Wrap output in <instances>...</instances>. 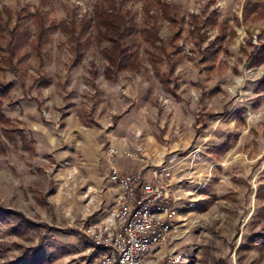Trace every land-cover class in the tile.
Returning <instances> with one entry per match:
<instances>
[{
  "label": "rangeland",
  "instance_id": "obj_1",
  "mask_svg": "<svg viewBox=\"0 0 264 264\" xmlns=\"http://www.w3.org/2000/svg\"><path fill=\"white\" fill-rule=\"evenodd\" d=\"M153 1L167 14L123 5L137 31H125L119 66L103 55L115 47L98 34L95 0H0L6 30L27 38L18 64L0 63L12 82L0 109V264H98L81 229L109 219L108 173L120 160L136 164L122 173L137 170L131 148L192 180L150 264H264V9L245 10L264 0ZM40 23L54 27L43 35ZM152 27L154 45L139 33ZM110 145L128 149L108 158Z\"/></svg>",
  "mask_w": 264,
  "mask_h": 264
},
{
  "label": "built area",
  "instance_id": "obj_2",
  "mask_svg": "<svg viewBox=\"0 0 264 264\" xmlns=\"http://www.w3.org/2000/svg\"><path fill=\"white\" fill-rule=\"evenodd\" d=\"M139 150L123 155L138 161L140 168L122 173L113 165L108 173L109 182L120 189L109 219L81 229L91 247L99 251L98 264H150L155 250L175 229L182 185L192 180L177 176L175 164L147 162ZM117 153L111 145L105 151L108 158ZM170 262L168 258L163 264Z\"/></svg>",
  "mask_w": 264,
  "mask_h": 264
},
{
  "label": "trees",
  "instance_id": "obj_3",
  "mask_svg": "<svg viewBox=\"0 0 264 264\" xmlns=\"http://www.w3.org/2000/svg\"><path fill=\"white\" fill-rule=\"evenodd\" d=\"M129 1L130 0H121V1H117V0H95V3H94V16H93V18H94L96 26L98 28L97 30L99 31L98 34H100L101 37L112 41L113 47H115V50H113V51H109L107 49H104L103 55L111 64L112 63L115 64L116 60L120 61L119 57H120V59L122 58L123 61H125L126 58L129 57V55L125 54L126 49L124 47H122L120 42L125 35V31L127 33H135L137 31L136 28L134 27L135 25L133 24V20H134L133 16L129 12H127L126 10H124L122 8L123 5H126L127 2H129ZM149 1L152 2L153 4H155L156 6H161L164 13L166 12V14H167V12H168L167 10H168L169 6L162 4L160 2H155L153 0H149ZM118 3L120 5H118ZM263 9H264V2H262V3H248V4H246V7H245V10H247V12H249V13L256 12L257 10L262 11ZM147 11H148V9H147ZM248 14H246V15H248ZM39 27L42 28L40 30L43 33V35H45L47 33V30L53 28L54 26L49 25L46 27V26H43V23H40ZM6 29H7L6 28V22H3L1 19V16H0V38H2V36H4V34L9 35V37H10V40L4 46L3 45L0 46V50L3 53H5L4 56H2L3 58H2L0 63H1V65H4L5 68L8 67L11 69L13 67V62H14L13 59L16 58L17 46L22 47L27 38L25 37V39L23 38L24 40H22L23 32H25L24 27H22V29H21L22 32H20V33L16 32V31H11V30L7 31ZM82 30L83 29H81V32H82ZM157 30H158L157 27L141 29L139 31V33L141 35V39L143 38V40L147 41L150 45H154L155 40L158 38ZM19 37H21V38L19 39ZM40 37H42V35H40ZM20 41H21V44H18V43H20ZM173 41H175V39L171 40L170 43H174ZM119 45H121V47ZM171 45H173V44H171ZM174 47H176V46H174ZM81 48L82 47H80V43L76 42L73 50H74L75 56L77 58H79L81 56V52H80ZM213 49H214V47L212 44L208 45L207 49L205 51L201 52V59H203V61L204 60L209 61L210 59H212L214 57V54H213L214 50ZM163 52H165V51H163ZM254 56L256 59L263 57L264 56V46ZM22 57L23 56L17 57L15 64H18L20 62V60H22ZM261 59L264 60V57ZM123 61H122V63H121V61L119 62V66L121 64H123ZM260 85L262 87L261 89H264V79L261 81ZM11 86H12V82H8V83L0 82V109L2 106V98L9 92ZM2 116H3V114L0 113V118H2Z\"/></svg>",
  "mask_w": 264,
  "mask_h": 264
},
{
  "label": "crops",
  "instance_id": "obj_4",
  "mask_svg": "<svg viewBox=\"0 0 264 264\" xmlns=\"http://www.w3.org/2000/svg\"><path fill=\"white\" fill-rule=\"evenodd\" d=\"M250 3H262V2H258V1H256V2H250ZM139 134V133H138ZM138 134H137V138L139 137L138 136ZM114 140H117V138L116 139H114ZM114 144V143H113ZM111 146H114V145H111ZM117 146V145H116ZM115 147V146H114ZM118 147V146H117ZM116 147V148H117ZM117 149H120L121 151H125V150H127L128 148H124L123 146L122 147H118ZM134 150L135 148H131V149H128V150ZM144 155V154H143ZM146 159V158H145ZM148 161V160H147ZM117 163H118V161H117ZM149 163H153V162H149ZM135 166H136V164H134ZM131 162H126V160H125V163L124 162H122L121 160H120V162L118 163V169H119V171L120 172H126L125 170H129V169H132L133 168V166H134ZM107 167V166H106ZM141 167V164L139 163L138 164V162H137V168H140ZM176 175L177 176H179L180 174H179V172H177L176 171ZM183 177V176H182ZM183 186V185H182ZM114 193H115V195L117 196L119 193H120V189L118 188V187H114Z\"/></svg>",
  "mask_w": 264,
  "mask_h": 264
}]
</instances>
